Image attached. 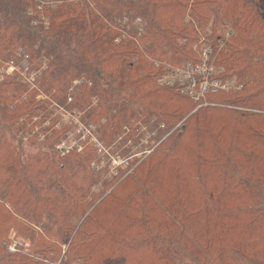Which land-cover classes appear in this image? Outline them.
Returning <instances> with one entry per match:
<instances>
[{"label": "trees", "instance_id": "obj_1", "mask_svg": "<svg viewBox=\"0 0 264 264\" xmlns=\"http://www.w3.org/2000/svg\"><path fill=\"white\" fill-rule=\"evenodd\" d=\"M208 45L239 88L197 109L162 79ZM22 50L81 126L35 133L27 152L20 133L57 110L18 75L0 81V264H264V0H0V59ZM99 120L102 146L129 159H96ZM138 121L163 134L141 157Z\"/></svg>", "mask_w": 264, "mask_h": 264}, {"label": "rangeland", "instance_id": "obj_2", "mask_svg": "<svg viewBox=\"0 0 264 264\" xmlns=\"http://www.w3.org/2000/svg\"><path fill=\"white\" fill-rule=\"evenodd\" d=\"M39 2L41 3V0H39ZM217 41H216V43H217ZM220 41L221 40H219L218 43ZM221 42H223V41H221ZM12 48L15 49V47H12ZM207 49H210L211 51L213 50L212 46L210 47V45H208V47H206V48L204 47V48L199 49V52L198 53H200L199 54V59L201 60L200 62L197 61V62H194L193 63L192 61H190V62H186V64L189 63V64L192 65V64H201L202 62H205V58H204V55L203 54H204L205 50H207ZM212 54H213V51H212ZM210 57L208 58L209 63L210 64H213L215 67H217L215 65V63H214L215 62L214 59H212L214 62L213 61H210ZM40 61H46V60L44 58H41ZM217 68H219V67H217ZM223 74L224 73H218L217 75L220 76V77H222ZM225 80H229V81L233 82L234 85H236V86L239 84L238 83V80L235 77L234 78H231V79H225ZM72 84H73V82H72ZM235 89H237V87H235L232 90H230V92L236 91ZM29 90L31 91L32 88H29ZM54 92H55V90H54ZM68 93H69V95H67L68 96V99H67L68 103L67 104H59L58 105V111H55V112L53 111V108L54 107L52 106V104H51V106L48 107V110H50V112H54L55 113L53 116H49V114H47L46 111H44L42 113H39L38 112L39 115H34V118L32 120L33 123L31 125V128H29L25 132H22V134L20 133V136H19L20 141L23 142L24 149L27 152L34 150L33 147L37 148L36 146H33L32 147L31 142L28 140L35 133H38V135H37V138H38L42 134H45V136H48L46 134L52 132L54 129H60L63 125H70L71 126V125H76L77 124V125L81 126L80 119H78V118H71L72 113L75 111V109L72 108L71 109L72 112L70 111V109L69 110H66V107L69 105V103L72 104L70 102V92H68ZM77 94H78L77 90H75L73 93H71V97L73 98V100L75 99V97L77 96ZM51 95H53V92L51 94H47V96H51ZM24 96H25V94H24ZM67 96H66V98H67ZM27 99H30V97H27ZM27 99L25 101H27ZM44 100H46V97H42L41 94H40V92L37 91V101L40 102V104H39L40 107H42V106L46 107L47 106V103L50 102V101H48L47 103H45ZM186 104L189 105L188 103H186ZM189 107H190L189 111H191L192 110V105L191 106L189 105ZM58 113H61L62 114L61 119L56 118V115ZM79 115L82 116V114H79ZM53 119H55V120L52 121ZM101 122L102 121L99 120L97 123H94L97 126V131H96L97 132V135H92L91 142H92V145L94 146V148L97 150V155L98 156H97L96 159L98 161H100V162H103L104 160L108 159V157H107L108 154H106V152H107L106 150H108V149L106 147H105L106 148L105 149L102 146L101 141H99L100 140L99 137L104 133V129L103 130L100 129L102 127ZM163 126L164 125H161L160 128H163ZM126 129L124 131H126V132H128L129 130L131 131V133L127 137H129V138H136V139L139 140L138 143H135L134 144V146L136 148L135 152H138V154H136L137 157H141V155H143L145 152H147L149 150V148L151 149L152 146H154L155 140H152L151 142L149 141L148 146L145 144L144 147L142 145V140L147 141L151 137L154 138V137H157V136H160V135L163 136L162 131L159 128H156V129H153L152 128L151 129V127H149L148 124L141 123L140 121L135 122V123L133 122L131 124V129H127L128 131ZM89 135H91V134L86 133V135H84V136H89ZM71 136H72V134H70V130H68L65 133L64 137L61 139L60 144L57 145V148L62 153L61 154L62 156L63 155L66 156L68 154V152H70V150H71L70 145H73V142L70 141ZM34 141L37 142L36 140H34ZM113 142H114V145H113V148H112L113 150L112 151L115 153V156H117L118 158H121L122 160L123 159H126V158L129 159L131 153H134V151L131 152V150H128V151L123 152L122 147L119 144H117L114 139H113ZM137 147H140V148L138 149ZM112 151L108 150V152H111V153H112ZM134 156L135 155H133V157ZM118 158H115V159L112 160V162L110 164V166L112 167V169H115V166L119 163V159ZM92 165H97L100 168V163L99 162L96 163V161H94ZM110 166H109V168H110ZM101 168H103V167H101ZM111 173H112V170L110 168V169H108V175L111 174ZM129 173L130 172L127 171V173L125 175H127ZM97 187L98 186L96 185L94 187V189L97 188ZM17 243H19V242L18 241H15L12 244L11 250H14V246H16ZM242 264H245V263H242Z\"/></svg>", "mask_w": 264, "mask_h": 264}, {"label": "built area", "instance_id": "obj_3", "mask_svg": "<svg viewBox=\"0 0 264 264\" xmlns=\"http://www.w3.org/2000/svg\"><path fill=\"white\" fill-rule=\"evenodd\" d=\"M49 3H51V0H41L42 5ZM203 55L205 62L192 65L186 64L185 66L176 68L172 71L169 69L167 75L162 79V82L164 83L171 85L179 84L182 86L184 90L191 96V98L198 104L197 109L208 105L207 102H204L208 94L229 92L235 87H237V89L239 88V85L236 86L233 82L225 80L217 75L218 73H224V70L209 63L208 58L211 56L210 49L205 50ZM16 56L17 57L15 59L10 58V60L6 62L0 59V81L4 80L7 76L18 75L20 82L27 84L31 88H37L38 86L35 84V81L37 80L38 76L47 69V62L41 61L39 68L34 70L32 66L28 64L29 55L25 50L18 52ZM79 82L80 81L76 82L75 85H78ZM37 89L42 97H46V100H44L45 103L50 101L52 106L58 111L59 104L53 101L51 96H47L43 89ZM71 118L75 117L72 115ZM80 132L81 128L78 130V133ZM85 132L90 133L89 130H85ZM40 138H44L43 134L40 135ZM74 144L75 142H73V145H70L71 149L74 147ZM80 147L81 146H78V148Z\"/></svg>", "mask_w": 264, "mask_h": 264}]
</instances>
